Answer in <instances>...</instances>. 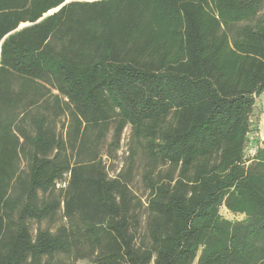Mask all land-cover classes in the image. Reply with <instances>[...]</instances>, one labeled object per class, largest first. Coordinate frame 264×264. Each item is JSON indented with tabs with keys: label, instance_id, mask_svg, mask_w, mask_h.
<instances>
[{
	"label": "trees",
	"instance_id": "1",
	"mask_svg": "<svg viewBox=\"0 0 264 264\" xmlns=\"http://www.w3.org/2000/svg\"><path fill=\"white\" fill-rule=\"evenodd\" d=\"M66 1L0 0V264H264V0Z\"/></svg>",
	"mask_w": 264,
	"mask_h": 264
},
{
	"label": "rangeland",
	"instance_id": "2",
	"mask_svg": "<svg viewBox=\"0 0 264 264\" xmlns=\"http://www.w3.org/2000/svg\"><path fill=\"white\" fill-rule=\"evenodd\" d=\"M62 121L65 125H67V118H62ZM252 121L253 125L257 127L258 129L253 131V133L250 135V142L247 147V154L251 155L255 152V144L258 139L260 141H264V92L261 96H259L256 99V105L254 107V112L252 114ZM61 128V125H60ZM66 131V128L64 129V132ZM113 137V130H111L107 138L105 139V142L102 146L101 152L103 153V158L106 163L107 170L109 171L110 176H116L120 174L121 172L128 173L130 169L133 168L132 172V181L130 183L131 188L144 200L146 198L147 192L145 190V184L143 181V175L147 168L149 167V161L145 157L142 150H140L137 155L135 156V161L131 168V162L130 154L133 149V141H132V128L131 126H127L122 134L121 141L119 147L115 150L114 146L111 145ZM165 167H161V169H164ZM68 176L66 177L64 182H60L58 184V188L65 187V184L67 183ZM220 213L232 220H241L244 218V215L241 214H234L230 212L225 206H221ZM63 210L60 209L58 216L56 217V221H44L41 226L42 227H48L50 229L55 230L60 224L65 222V219L62 218ZM34 228L37 226L36 223H33L32 225ZM63 261H65L66 264H87L88 261L86 260H80L78 262H74L73 260L62 257Z\"/></svg>",
	"mask_w": 264,
	"mask_h": 264
},
{
	"label": "water",
	"instance_id": "3",
	"mask_svg": "<svg viewBox=\"0 0 264 264\" xmlns=\"http://www.w3.org/2000/svg\"><path fill=\"white\" fill-rule=\"evenodd\" d=\"M69 1H71V0H67L66 2H69ZM57 9H59V8H57ZM53 11H56V9H55V10H51V11H49L48 13L44 14L43 17H45V16L51 14ZM43 17H42V18H43ZM42 18H40L39 20H41ZM39 20H38V21H39ZM29 24H30V23H23V24H21V25L18 27V29H20V28H22V27H24V26H26V25H29Z\"/></svg>",
	"mask_w": 264,
	"mask_h": 264
}]
</instances>
